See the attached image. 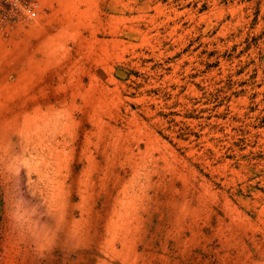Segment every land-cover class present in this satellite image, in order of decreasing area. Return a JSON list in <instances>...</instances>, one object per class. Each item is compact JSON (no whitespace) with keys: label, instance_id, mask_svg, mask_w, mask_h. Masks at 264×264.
<instances>
[{"label":"rangeland","instance_id":"obj_1","mask_svg":"<svg viewBox=\"0 0 264 264\" xmlns=\"http://www.w3.org/2000/svg\"><path fill=\"white\" fill-rule=\"evenodd\" d=\"M0 264H264V0H0Z\"/></svg>","mask_w":264,"mask_h":264}]
</instances>
